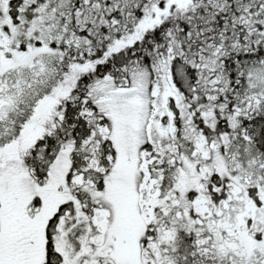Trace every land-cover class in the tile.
<instances>
[{
  "label": "rangeland",
  "instance_id": "rangeland-1",
  "mask_svg": "<svg viewBox=\"0 0 264 264\" xmlns=\"http://www.w3.org/2000/svg\"><path fill=\"white\" fill-rule=\"evenodd\" d=\"M11 1H17L15 7L20 9L15 18L9 12ZM71 1L0 0V100H7L8 106L0 105V264L37 263L44 253L48 259V220L67 204L52 227V249L58 253V264H205L207 258H212L211 264H223L226 258L229 264H264V158L258 152L260 147L254 145L257 139L246 130L238 131L243 126L239 113L243 112L236 108L251 105L255 109L264 98V62L248 67L240 104H235L231 116L198 112L211 128L213 120L224 118L225 136L207 134L204 128L198 131L200 126L193 125L188 104L166 81L168 62L164 59L174 50L171 45L165 58L155 53L148 62L162 61L155 68L159 82L151 78L148 67L131 61L128 76L122 77L119 72L115 77L104 74L110 63L96 65L87 72L96 76L90 79L86 92L100 116L96 126L99 139L88 129L89 137L78 151L62 124L57 125L60 132L50 133L57 117L63 120L53 108H49V116L35 121L37 132L31 127L23 130L43 95L62 75L55 63L66 55L63 43L70 29L66 26L56 33L47 21H56L60 10L70 12L74 8ZM183 1L168 0V11L182 13L186 7ZM54 35L63 43L50 51L54 57L50 65L40 54ZM64 36L68 37L64 40ZM123 46L118 43L113 54ZM111 52L107 59L115 56ZM75 61L79 64L77 57ZM208 81L206 76L196 81L194 90L207 87ZM170 96L174 106L167 104ZM172 108L179 111L183 123L177 135H173L174 125L168 128L166 124L172 120ZM167 115L171 119L164 121ZM23 131L27 137H21ZM46 132L49 136L42 138ZM31 133L36 142L45 139V149L48 137L56 139V151L39 152L37 158L45 161L40 168L32 165L35 141L30 143ZM15 136L21 137L23 148L2 152ZM100 139L114 152L108 165L92 157V141ZM76 152H80L82 163L70 177ZM149 153L152 157L147 159ZM108 168L110 174L98 181L96 175ZM223 176L229 180L227 191L212 180L216 177L221 182ZM210 177L212 186L208 188ZM79 187L83 197L75 193ZM250 199L259 204L252 208ZM24 200L34 211L30 227L19 228L29 236L14 240L9 213L20 212L23 217L19 205ZM247 225L249 235L245 230L237 233ZM51 257V264H57L56 255Z\"/></svg>",
  "mask_w": 264,
  "mask_h": 264
},
{
  "label": "trees",
  "instance_id": "trees-1",
  "mask_svg": "<svg viewBox=\"0 0 264 264\" xmlns=\"http://www.w3.org/2000/svg\"><path fill=\"white\" fill-rule=\"evenodd\" d=\"M71 3L74 8L70 12L60 10L56 21L54 19L47 21V26H52L56 33L64 31L68 26L70 29L68 36L77 37L78 41L76 45L77 41L64 36V40L65 37L68 39L62 43L69 53L67 56H62V62L59 59L56 61L55 65H58V69H62L66 75V68L73 57L78 55L80 61L101 60L106 65L110 63L109 69H106L104 74L108 72L115 77L116 72H119L122 77L128 76L127 68L131 67L129 63L131 61L135 63L134 65L148 67L151 78L158 79L159 82L161 78L158 77L159 74L155 68L162 61L156 62L154 59L153 62H148L155 53H161L164 57L171 45L174 50L169 57L163 58L164 63L168 62L164 74L166 81L188 104L193 125L200 126L198 131L204 128L207 134L216 132L225 136L227 131L224 129V118L219 121L213 120L215 124L211 128L205 126L198 112L202 109L208 113L211 111L210 114L215 117L219 114H222L221 117L223 114L229 117L236 111L234 106L236 103L240 104L248 67L264 62V0H184L182 6L186 7H182L184 9L182 13L176 11L173 14L168 11L170 5L168 0H72ZM16 5L17 1H11L9 5V12L14 18L20 12ZM72 15L74 16L71 18ZM127 37L128 39L124 41V49L118 51L112 59H107L110 49L116 48L121 39ZM41 55H44L51 65L54 57L47 53ZM104 64L97 65L102 67ZM49 70L50 67L47 71ZM69 73L66 76L61 75L55 86L51 87L47 93L56 89L62 82L64 86L72 90L71 98L67 99L68 101L65 100L64 118L58 125H63L66 132L70 134L71 140H74L76 150L79 151L89 137L88 129H92V135L99 139L100 130L96 126L100 122V116L96 106L90 103L91 98L86 92L87 86L93 81L90 80L92 75L86 74L85 70H79L76 74L71 71ZM95 76L94 73L93 78ZM205 76L209 80L208 86L195 91L194 88L197 87L195 82L198 80L200 82ZM172 99L173 96H170L167 101L170 106H174L175 103V101L170 102ZM236 108L237 112H243V114L239 113L243 118V126L238 131L246 130L257 139L254 145L260 147L258 152L264 158V98L255 109L251 105L245 109L236 105ZM163 119L169 121L171 117L167 115ZM179 119V111L172 108V123L166 124L168 128L169 125H174L173 135H177L183 126ZM56 120L58 121L59 118L57 117ZM86 124L92 127L85 126ZM52 128L50 127V130ZM55 130L60 132L62 129L55 128ZM204 135L201 134V136ZM48 138L49 143L46 149L45 139H39L31 147L34 157L32 165L36 168L43 167L45 162L43 158L42 160L37 158L40 155L39 152L46 150L51 154L52 150L57 149L55 148L56 139ZM92 144L94 145L92 157L98 162L103 160L108 165L109 156H113L114 152L108 147L107 141L93 140ZM144 148L149 149V145L145 144ZM80 152H76L70 177L82 163ZM148 156L152 157L151 153L147 155V159ZM110 172L111 168H108L106 172H100L96 175L97 180H103L104 176H108ZM211 178L207 180L208 188L212 186ZM212 180L220 184L222 190L227 191L229 186L227 177L223 176L221 182L216 181V177ZM75 193L80 197L84 196L82 189ZM220 198H222L221 195L216 199ZM67 206L68 204L64 205L62 211L60 213L58 211L49 221L47 239L50 248L46 264L52 263L53 255H56L57 264L60 262L58 253L51 247V237L54 232L52 227L54 228ZM84 207L86 208L85 204ZM14 217L19 218V215L13 216L12 219H15ZM207 259L205 264H211L212 258ZM226 260L227 258L224 259L223 264H229Z\"/></svg>",
  "mask_w": 264,
  "mask_h": 264
},
{
  "label": "flooded vegetation",
  "instance_id": "flooded-vegetation-1",
  "mask_svg": "<svg viewBox=\"0 0 264 264\" xmlns=\"http://www.w3.org/2000/svg\"><path fill=\"white\" fill-rule=\"evenodd\" d=\"M1 102H3V101H1ZM55 104L57 106L59 105L58 110L61 111L62 107H63L62 103H58L56 97H52V98L50 97V98L46 99L45 101H43L42 105L36 110L35 115L38 116V119H42L41 115L46 114L42 110H44L45 108H47V110L49 108H53ZM33 120H36V118H34ZM24 125H26V126L23 128V130L27 129V127H31L33 133L37 132V124L35 121H32V123H30V121H25ZM21 134L22 135L24 134L27 137V134L25 133V131L21 132ZM31 134H29L28 136H31ZM36 135H37V133H36ZM12 148H13V146H11L9 150H11ZM27 225H28V222H27ZM23 226L25 227V224H23ZM6 231H9V229H7ZM10 233L11 234L15 233V236L13 237L14 240H17L18 237H20V236H22L24 239L29 236L27 230L21 229V228H11ZM18 245L20 246L19 243H18ZM22 264H24V262Z\"/></svg>",
  "mask_w": 264,
  "mask_h": 264
},
{
  "label": "bare ground",
  "instance_id": "bare-ground-1",
  "mask_svg": "<svg viewBox=\"0 0 264 264\" xmlns=\"http://www.w3.org/2000/svg\"><path fill=\"white\" fill-rule=\"evenodd\" d=\"M47 10H48V9H47ZM55 14H56V13H55ZM180 66H181V65H180ZM178 70H179V69H178ZM179 75H180V74H179ZM83 119H84V118H83ZM203 135H204V134H203ZM216 137H217V136H216ZM218 139H219V138H218ZM162 140H163V139H162ZM102 141H103V140H102ZM104 141H105V140H104ZM98 142H99V141H98ZM162 145H163V144H162ZM162 145H161V146H162ZM78 146H79V145H78ZM100 148H101V147H100ZM104 148H105V147H104ZM109 154H110V153H109ZM158 157H159V156H158ZM99 180H100V179H99ZM99 180H98V181H99ZM95 184H96V183H95ZM101 191H102V190H101ZM96 193H97V192H96ZM93 199H94V198H93ZM90 200H91V199H90ZM95 203H96V201H95ZM90 204H91V203H90ZM102 204H103V203H102ZM88 205H89V204H88ZM88 209H89V208H88ZM93 214H94V213H93ZM256 251H257V250H256Z\"/></svg>",
  "mask_w": 264,
  "mask_h": 264
}]
</instances>
